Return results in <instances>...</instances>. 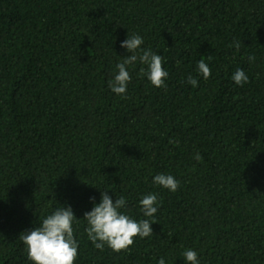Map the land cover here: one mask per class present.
<instances>
[{
  "label": "trees",
  "instance_id": "16d2710c",
  "mask_svg": "<svg viewBox=\"0 0 264 264\" xmlns=\"http://www.w3.org/2000/svg\"><path fill=\"white\" fill-rule=\"evenodd\" d=\"M132 35L162 56L166 86L137 61L117 95L108 82ZM106 190L156 221L126 251L85 231ZM61 206L77 217L75 264H188L187 249L199 264H264V0H0V264H33L19 234Z\"/></svg>",
  "mask_w": 264,
  "mask_h": 264
},
{
  "label": "clouds",
  "instance_id": "9594fccd",
  "mask_svg": "<svg viewBox=\"0 0 264 264\" xmlns=\"http://www.w3.org/2000/svg\"><path fill=\"white\" fill-rule=\"evenodd\" d=\"M143 43L140 35L127 36L124 41H121L120 46L131 54L126 55L122 62L115 66L118 72L108 82L113 93L117 95L126 93L127 85L132 79L127 66L134 65L137 61L144 66L140 68L139 75L146 77L157 88L166 86L165 79L168 72L163 67L162 56L151 49H141L140 46ZM234 46L239 49L240 45L235 43ZM138 50L139 54H137ZM248 59L251 61L254 57L249 56ZM197 70L204 79L211 75V69L203 59L197 62ZM232 79L240 86L249 81L244 70L240 68L233 73ZM187 82L193 87L198 86V81L192 76L188 77ZM194 158L197 161L202 159L199 153L195 154ZM153 183L172 192L179 187L178 180L164 173L156 174L153 177ZM126 203L124 196L115 198L113 201L107 194V190L101 191L100 201L93 202L92 209L83 214L88 225L85 231L96 249L102 251L107 246L114 252L126 251L133 245L135 237L145 238L153 233L151 224L156 221L154 219L137 221L131 218L121 211ZM138 203L144 217H154L158 211L159 202L155 193L142 195ZM76 219L71 206H61L43 218L31 230L21 232L19 239L25 245L27 259L33 264H75L78 256V242L74 236L73 222ZM183 257L188 264H199L197 252L192 249L185 250ZM157 264H165L164 258L161 257Z\"/></svg>",
  "mask_w": 264,
  "mask_h": 264
}]
</instances>
